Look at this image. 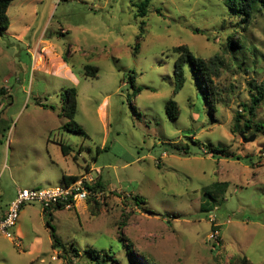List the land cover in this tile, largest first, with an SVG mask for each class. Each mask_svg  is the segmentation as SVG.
<instances>
[{"label": "rangeland", "instance_id": "obj_1", "mask_svg": "<svg viewBox=\"0 0 264 264\" xmlns=\"http://www.w3.org/2000/svg\"><path fill=\"white\" fill-rule=\"evenodd\" d=\"M141 1L9 5L0 36V209L17 188L61 186L62 170L79 176L87 167L106 195L50 215L24 206L15 244H0V264H64L50 228L78 251L70 264H264V104L250 120L242 107L249 83L264 77V11L245 26L219 0H150L141 19ZM179 46L221 61L214 112L189 65L173 95ZM86 66L96 78H84ZM71 87L83 134L63 128ZM170 99L175 120L165 114ZM58 140L79 155L61 163Z\"/></svg>", "mask_w": 264, "mask_h": 264}, {"label": "trees", "instance_id": "obj_2", "mask_svg": "<svg viewBox=\"0 0 264 264\" xmlns=\"http://www.w3.org/2000/svg\"><path fill=\"white\" fill-rule=\"evenodd\" d=\"M15 0H0V36H2L8 29L9 19L6 14L9 5ZM221 6L224 8L227 14L234 19H238L245 26L248 25L249 21L257 15L260 11H264V0H219ZM150 5V0H143L139 4H136L137 14L136 17L144 18L148 12V7ZM143 24L141 23V30L143 29ZM243 28L242 26L240 27ZM195 33H199V31H195ZM234 37V36H232ZM231 37V38H232ZM233 43H238L237 40ZM139 47V44L136 45V49ZM175 54V59L173 61V73L172 77L174 80V89L173 95H176L183 87L185 83L184 76V66L189 65L191 69V73L198 79L201 90L203 92V96L205 99L206 106L208 107L209 113L215 111L216 101V93L214 88L213 79L218 77L219 67L222 64L218 58H212L210 60H206L201 57H197L194 55L189 48L186 46H179L172 48L171 50ZM97 68L86 66L84 67V78L91 77L96 78ZM249 103L247 106L243 105V111L247 114L248 119H253L256 116L257 109L264 104V77L259 82L251 81L249 83ZM140 90V89H139ZM4 89H0V95L3 93ZM64 98V106L62 108V115L68 122L63 125V128L69 133L83 134V130L74 122V117L77 111V92L74 87L68 88L63 93ZM165 114L170 120L177 119L179 115L178 105L175 101L170 99L165 105ZM241 116L237 114L235 117V121L238 125V119ZM236 125L234 126V130L236 129ZM249 125H244V129L249 128ZM258 130V127L255 128ZM62 154L67 155V150L70 148L63 143H59ZM100 149H96V153H100ZM217 153H222V157L224 158H232L233 155L225 154L226 151L221 149L216 151ZM187 152H184V155H187ZM75 159V158H74ZM240 160L239 157L236 158ZM84 171H89L86 167ZM78 177L72 176H64L62 178L63 183L65 185L70 184L77 180ZM96 188L103 191L104 188L102 185L97 183ZM88 203H92V205L98 204L95 201L88 200ZM54 210H63L62 208H52L50 211L44 212L50 215V213ZM49 227V224L47 223ZM50 237H51V247L52 249L59 250L60 257L63 259L64 264H70L71 258L79 257L78 251L74 248L69 249L61 245L59 239L54 234V230L50 228ZM132 259L136 261L137 258L133 255ZM105 260L96 261L90 264H104ZM231 264H252L245 257L236 259Z\"/></svg>", "mask_w": 264, "mask_h": 264}, {"label": "built area", "instance_id": "obj_3", "mask_svg": "<svg viewBox=\"0 0 264 264\" xmlns=\"http://www.w3.org/2000/svg\"><path fill=\"white\" fill-rule=\"evenodd\" d=\"M91 170L84 171L77 180L68 185L50 188L18 189L15 198L10 202L4 216L0 218V236L14 240L12 230L15 228L20 210L31 204H37L43 212L52 208L75 209L80 203L88 200L100 201L105 197L104 190L96 188L97 180ZM99 174V171H96Z\"/></svg>", "mask_w": 264, "mask_h": 264}, {"label": "crops", "instance_id": "obj_4", "mask_svg": "<svg viewBox=\"0 0 264 264\" xmlns=\"http://www.w3.org/2000/svg\"><path fill=\"white\" fill-rule=\"evenodd\" d=\"M59 143H63L61 140H58V142L57 141H54L53 142V146H54V149H55V147H57V152H56V154H57V158H58V160L61 162V163H67V159L68 158H72V159H74V158H76L77 157V155H79V150H78V152L75 154L73 151H72V149H71V147L70 146H68V145H66V144H64V145H66V146H68L70 149L69 150H67V155H64V154H62V152H61V149H60V146H59ZM81 175V174H80ZM79 175V176H80ZM64 176H72V177H78V176H74V175H70V174H66L65 172H63V170H62V172H61V178H60V180H58L59 181V183H60V185H65V183H63V180H62V178L64 177ZM105 185H107V189H108V183L107 184H105ZM33 188H36V187H33ZM19 188H17L16 190H15V192H14V194L12 195V197L7 201V204H6V207L4 208V209H0V218L1 217H3L4 216V214H5V212L7 211V208H8V206H9V204H10V202L15 198V195H16V192H17V190H18ZM30 189V188H29ZM85 205H86V203H85ZM87 206V205H86ZM78 207V206H77ZM76 207V208H77ZM15 234H16V238H22V235H21V233H20V230L19 229H16V231H15ZM15 238V240H17ZM4 241H7L9 244H15V241L14 240H7V239H5V238H3L2 236H0V244H2L3 245V243H4ZM14 246H17V245H14ZM2 249H3V246H2ZM35 250H37V249H35ZM3 252V251H2ZM4 252L5 253H7L6 252V250H4ZM4 254V253H3Z\"/></svg>", "mask_w": 264, "mask_h": 264}, {"label": "water", "instance_id": "obj_5", "mask_svg": "<svg viewBox=\"0 0 264 264\" xmlns=\"http://www.w3.org/2000/svg\"><path fill=\"white\" fill-rule=\"evenodd\" d=\"M240 138L242 140L243 143H249V142H252L254 140L253 137L251 138H245L242 134L240 135Z\"/></svg>", "mask_w": 264, "mask_h": 264}]
</instances>
